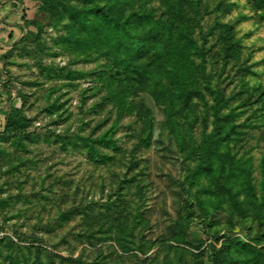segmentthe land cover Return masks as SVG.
I'll use <instances>...</instances> for the list:
<instances>
[{
  "label": "rangeland",
  "instance_id": "1",
  "mask_svg": "<svg viewBox=\"0 0 264 264\" xmlns=\"http://www.w3.org/2000/svg\"><path fill=\"white\" fill-rule=\"evenodd\" d=\"M106 3L0 0V264L249 258L230 242L264 247V2H130L127 12L143 6L171 25L178 11L185 31L163 37L195 39L200 55L191 58L219 92L203 90L187 106L173 98L172 127L147 83L165 75L137 57L148 79L128 84L120 40L91 47L68 15ZM221 42L237 46L235 57L219 52ZM212 107L230 113L214 132ZM8 115L27 123L8 127ZM230 123L239 132L221 138L211 171L196 172L198 145L226 137Z\"/></svg>",
  "mask_w": 264,
  "mask_h": 264
},
{
  "label": "trees",
  "instance_id": "2",
  "mask_svg": "<svg viewBox=\"0 0 264 264\" xmlns=\"http://www.w3.org/2000/svg\"><path fill=\"white\" fill-rule=\"evenodd\" d=\"M136 0H107V3L102 7L92 6L86 10L79 12L75 9H70L71 13L68 14L71 20L81 26L83 29L87 30L86 37L84 41H90L91 47H96L99 41L103 37H110L112 39H119L120 42L116 45L117 51H119L130 58L128 64L122 66L121 75H123V80H126L128 84L136 85L148 79L149 70L146 68L144 62H136L135 58L146 57L149 62L153 63L155 66V72H161L165 75V80L160 82L155 81L153 87L152 84L147 82L149 85L148 90L157 104L165 105V111L168 117V123L172 127L171 116L174 114L176 104L173 103L172 99L176 96L179 97V102L187 106L188 102L196 96L203 99V90L208 93H212L215 97V92L219 96V92L216 91L209 82L204 73V66L198 62L195 63L194 59L191 58L192 55L199 58L200 48L198 47L195 39L189 36L187 41H183L181 38L174 39L171 36L163 37L164 31L167 29L176 30L177 35L185 31L181 26V21H179V13L174 10L172 14L178 19L176 25L168 24L167 21L153 19L151 13L143 9V6L137 5V10L127 12L128 8L134 6L130 3ZM199 3V0H195V3ZM264 2V0H261ZM128 5V7H127ZM78 10V9H77ZM84 22H88L86 26L82 25ZM95 30V31H94ZM225 30L224 32H227ZM95 32V33H94ZM112 32V33H111ZM221 33V39L224 35ZM183 37L184 35H180ZM230 36L223 37V40H229ZM82 42V41H80ZM237 46L234 43H223L221 42L219 52L230 57H235L230 50H234ZM227 52V54H226ZM169 66L168 69L164 67ZM248 70V69H247ZM174 71L175 76L178 79L173 82H177L175 87L170 82V72ZM249 71V70H248ZM144 82V83H145ZM160 86V87H157ZM223 106V105H222ZM213 109V107H212ZM17 113V110L14 109ZM219 108L213 109L212 116L217 118L213 121V132L219 126V121H227L230 113H225L223 115H218L216 112ZM27 123V119L23 117H15L8 115L6 117V126L8 127H20ZM234 123H230L226 128V137H220L208 140L205 137L201 141L199 147V163L196 164L195 170L198 173H206L211 171V166L209 160L216 154L218 144L221 138L226 140L230 134H237ZM182 220L177 221V230H182ZM180 234V233H179ZM235 248L243 249L247 251L250 255L249 258L238 261L236 258H227V264H264V247L258 248L252 245H248L238 239L232 240L230 242ZM238 246V247H237Z\"/></svg>",
  "mask_w": 264,
  "mask_h": 264
}]
</instances>
